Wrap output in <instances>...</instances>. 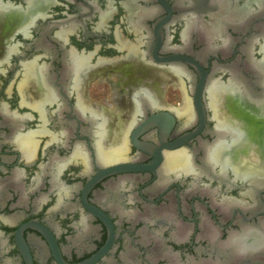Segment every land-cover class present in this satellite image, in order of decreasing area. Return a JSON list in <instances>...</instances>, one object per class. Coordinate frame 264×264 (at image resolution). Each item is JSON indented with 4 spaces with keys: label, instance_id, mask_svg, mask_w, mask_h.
Wrapping results in <instances>:
<instances>
[{
    "label": "flooded vegetation",
    "instance_id": "obj_1",
    "mask_svg": "<svg viewBox=\"0 0 264 264\" xmlns=\"http://www.w3.org/2000/svg\"><path fill=\"white\" fill-rule=\"evenodd\" d=\"M0 264H264V0H0Z\"/></svg>",
    "mask_w": 264,
    "mask_h": 264
},
{
    "label": "bare ground",
    "instance_id": "obj_2",
    "mask_svg": "<svg viewBox=\"0 0 264 264\" xmlns=\"http://www.w3.org/2000/svg\"><path fill=\"white\" fill-rule=\"evenodd\" d=\"M128 65H130V67H132V66H134V68H136V72H137V74L136 75H133V76H131L129 73L131 72V71H128V76H127V79L125 80V82H124V84H122L124 87H126V88H131L132 86H134V84L136 83V84H139V83H137L138 81H141L140 82V85H143L144 87H146V81H147V79H148V77L149 78H151V79H155L156 77H157V75H153V74H151V73H149L150 75L146 78L145 76H142V75H140L139 74V72L138 71H140V73L143 71V72H147L146 70L144 71V68L142 69V65H141V63H138V62H131V63H128ZM125 68H127V67H125ZM131 70V69H130ZM147 74V73H146ZM168 74V73H167ZM170 74H171V72H170ZM161 76V75H160ZM170 76V75H169ZM162 78V77H161ZM123 82V81H122ZM142 83V84H141ZM121 86V85H120ZM136 86V85H135ZM122 87V86H121ZM139 87V86H138ZM133 93V92H132ZM215 94V93H214ZM228 94H230V93H228ZM219 97L217 98V104H218V113H219V115H220V120L222 121V122H220L222 125H224V126H229V127H231V128H233L235 131H237L239 134H241L242 132H241V130L238 128V127H234V126H236L235 125V123H232V122H230V121H227L226 119H227V117H228V115H230L231 113H232V107L230 106V102L228 101V97H227V95H225V94H222V93H219V95H218ZM228 96H230V95H228ZM213 97V96H212ZM215 97V96H214ZM230 98V97H229ZM237 98V97H236ZM215 101V100H214ZM130 103H132V102H130ZM134 104V103H133ZM130 105V104H129ZM135 105V104H134ZM131 106V105H130ZM133 106V105H132ZM137 107V106H136ZM136 107H134L133 108V110L136 108ZM122 111H124L123 113H125V111H126V109L124 108ZM128 111H131L130 109H128ZM125 116L123 115V117L122 118H120L119 117V121L118 122H115L114 123V126H113V131H115V132H117V134H121V133H123L124 132V130H125V125H126V122H125V118H124ZM225 117H226V119H225ZM236 120V119H235ZM234 121V120H233ZM237 123V122H236ZM243 124V123H242ZM239 125V124H238ZM241 127V126H240ZM242 128V127H241ZM245 128V127H244ZM244 131V130H243ZM249 137V136H248ZM103 140V139H102ZM243 141V140H242ZM228 143V142H227ZM237 142H235V144H236ZM239 143V142H238ZM245 144V143H244ZM239 145V144H238ZM238 145H236V146H238ZM239 147V146H238ZM103 148V147H102ZM220 148V147H219ZM216 149L215 150V152H214V154L212 155L213 156V158L214 157H216V154H217V152H219V150L220 149ZM237 148V147H236ZM119 149V148H118ZM115 152H116V150H114V151H112V152H109L108 150H105L104 148H103V155L102 156H104L105 157V159L107 160H109V159H111V158H113L114 156H116V154H115ZM118 153H120V152H118ZM184 161V157L182 156V155H175V156H171V155H168L167 157H166V165H165V167L167 168H172V167H174V166H178L179 165V162L180 163H182ZM228 161H229V159H228ZM231 161V160H230ZM229 161V162H230ZM216 162V161H215ZM256 165V164H255ZM167 168V169H168ZM182 168V167H181ZM184 168L186 169V166H184ZM234 168V167H233ZM239 168V167H238ZM237 168V169H238ZM235 169V168H234ZM236 170V169H235ZM248 170V169H247ZM248 172H252L251 171V168L249 169V171ZM236 177V176H235Z\"/></svg>",
    "mask_w": 264,
    "mask_h": 264
}]
</instances>
